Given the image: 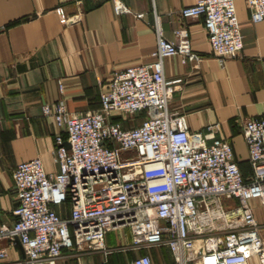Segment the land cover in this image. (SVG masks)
Returning a JSON list of instances; mask_svg holds the SVG:
<instances>
[{
	"label": "built area",
	"instance_id": "obj_1",
	"mask_svg": "<svg viewBox=\"0 0 264 264\" xmlns=\"http://www.w3.org/2000/svg\"><path fill=\"white\" fill-rule=\"evenodd\" d=\"M236 0H197L178 10L182 18L204 16L207 39L221 62L237 57L244 42ZM114 12L133 13L126 0H111ZM250 19H264V0H245ZM60 21L68 22L63 8ZM142 17L143 13H134ZM153 60L115 72L100 92L96 110L71 111L64 98L42 105L59 133L48 172L40 157L12 171L17 204L11 224L0 218V264H82L85 253L139 252L128 264H155L152 248L167 249L168 264H264V240L250 204L264 202V115L248 118L242 133L251 173L244 176L220 123L191 131L169 109L174 84L163 60L199 61L185 25L176 39L164 37L155 17ZM264 65V58H261ZM60 92L64 84L59 81ZM125 126L124 116L133 121ZM66 135V137H65ZM67 143L69 146H67ZM126 228L130 242L108 246L111 231ZM20 244L23 255L11 257Z\"/></svg>",
	"mask_w": 264,
	"mask_h": 264
},
{
	"label": "crops",
	"instance_id": "obj_2",
	"mask_svg": "<svg viewBox=\"0 0 264 264\" xmlns=\"http://www.w3.org/2000/svg\"><path fill=\"white\" fill-rule=\"evenodd\" d=\"M197 0H126L133 13L116 14L111 0H0V218L11 224L17 204L12 171L21 161L40 157L48 172L57 171L53 160L55 120L43 114L42 105L64 98L71 111L85 112L100 106V92L112 75L130 65L153 60L157 47L155 17L164 37L176 39L185 25L191 46L201 59L182 63L178 54L165 57L166 79L174 84L169 102L172 112L183 116L191 131H203L220 123V133L233 147L244 176L251 173L248 149L242 133L250 117L264 115V19L253 22L245 0H236L244 46L237 57L221 63L207 39L204 16L182 18L178 10ZM68 18L61 23L56 11ZM134 13H143L136 17ZM64 84L63 93L59 81ZM139 115V114H137ZM136 115V116H137ZM136 116L125 126L138 124ZM66 137V135H65ZM250 204L264 240V202ZM122 235L119 240L116 232ZM107 234L108 246L130 242L126 228ZM158 264L172 261L167 249H159ZM11 257L22 256L20 244ZM137 251H116L107 258L101 252L85 253L82 264H128ZM250 264H261L257 256Z\"/></svg>",
	"mask_w": 264,
	"mask_h": 264
},
{
	"label": "rangeland",
	"instance_id": "obj_3",
	"mask_svg": "<svg viewBox=\"0 0 264 264\" xmlns=\"http://www.w3.org/2000/svg\"><path fill=\"white\" fill-rule=\"evenodd\" d=\"M144 117V114L143 113H140L139 115H137L136 116V121L137 122H139V121H141L142 120V118ZM116 232V237H118V240L120 239V238H122L121 236V234H120V232L119 231H115ZM150 253H151V255L153 256V260H154V263L155 264H158V260L159 259H161V254H159L158 255V252H160L159 251V248H152L150 251H149Z\"/></svg>",
	"mask_w": 264,
	"mask_h": 264
},
{
	"label": "water",
	"instance_id": "obj_4",
	"mask_svg": "<svg viewBox=\"0 0 264 264\" xmlns=\"http://www.w3.org/2000/svg\"><path fill=\"white\" fill-rule=\"evenodd\" d=\"M67 146H69V144L67 143Z\"/></svg>",
	"mask_w": 264,
	"mask_h": 264
}]
</instances>
